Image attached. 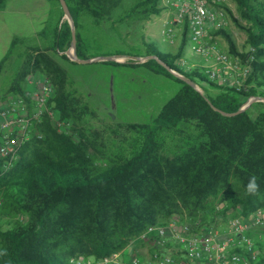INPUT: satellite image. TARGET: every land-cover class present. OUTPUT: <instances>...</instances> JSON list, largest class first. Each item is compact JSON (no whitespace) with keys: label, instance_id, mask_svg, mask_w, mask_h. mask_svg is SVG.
Wrapping results in <instances>:
<instances>
[{"label":"trees","instance_id":"trees-1","mask_svg":"<svg viewBox=\"0 0 264 264\" xmlns=\"http://www.w3.org/2000/svg\"><path fill=\"white\" fill-rule=\"evenodd\" d=\"M52 1L62 15L59 0ZM234 1L237 14L225 1L221 4L244 30L248 48L238 50L225 24L209 28V33L222 34L227 51L243 62L252 55L240 87L176 63L186 38L175 52L154 47L146 54L157 55L196 83L206 81L211 93L197 90L155 58L105 61L145 65L179 83L146 121L95 123V110L69 88L66 67L50 52L76 61L63 52L71 42L67 19L54 29L53 47H31L24 53L6 91L29 103L24 82L39 71L49 78L53 93L39 118L31 119L16 158L6 166L0 156V249L8 252L0 264H67L73 255L99 256L118 249L146 225L172 215L206 224L227 210L237 216L264 207V197L248 196L243 188L255 174L264 193V101L234 115L211 106L233 111L249 96L264 95V0ZM66 2L75 23L77 55L86 57L76 30L81 15L109 17L118 0ZM160 10L159 0H135L125 14L148 19ZM10 51L0 60V71ZM49 109L68 125L59 126ZM263 241L256 244L264 247ZM258 261L264 264L261 254Z\"/></svg>","mask_w":264,"mask_h":264},{"label":"rangeland","instance_id":"rangeland-1","mask_svg":"<svg viewBox=\"0 0 264 264\" xmlns=\"http://www.w3.org/2000/svg\"><path fill=\"white\" fill-rule=\"evenodd\" d=\"M134 1L118 0L109 10V17L81 15L76 30L83 40L82 50L86 57L118 54L121 60L116 61L141 62L132 56L146 55L147 50L154 47L171 52L178 49L179 30H176L174 43L169 41L167 31L170 25L168 20L173 13L171 0H159L160 12L152 14L148 19L125 14ZM225 2L237 14L235 1ZM221 6L224 10V24L231 30L238 50H246L248 45L245 43L244 30L235 24L228 9ZM64 19L58 5L52 0H0V60L11 49L0 71V95H3L0 97V106L20 95L7 92L6 88L20 67L24 53L31 47L42 48L49 44L53 47L54 29ZM213 39L221 49L227 51L228 43L222 34L213 35ZM50 52L66 67L69 88L83 103L95 110V123L115 126L117 123L146 121L156 114L164 101L179 87L174 79L156 73L145 65L113 64L106 60L74 62L66 60L59 52ZM181 60H186L191 67L205 70V58L192 51L189 42H186L182 54L175 61L180 64ZM27 77L24 91L30 88ZM197 85L202 91L213 92L206 81L198 80ZM233 212L235 210H227L225 214L215 215L206 224L226 231L228 219L235 216ZM257 250L264 257V247L258 246Z\"/></svg>","mask_w":264,"mask_h":264},{"label":"built area","instance_id":"built-area-1","mask_svg":"<svg viewBox=\"0 0 264 264\" xmlns=\"http://www.w3.org/2000/svg\"><path fill=\"white\" fill-rule=\"evenodd\" d=\"M224 1L171 0L173 13L167 31L169 41L174 43L178 29L180 42L186 38L191 50L205 58L204 73L208 78L240 87L249 72L252 55L243 62L239 56L221 49L209 33V28L225 23L221 6ZM180 63L188 67L186 60ZM27 81L30 88L25 96L29 103L19 95L0 106V156L6 166L16 158L31 119L39 118L53 93V86L43 73H32ZM49 114L58 125H68L55 116L54 109H49ZM257 239L264 240V207L230 217L226 231L172 215L146 225L118 249L99 256L73 255L67 264H260Z\"/></svg>","mask_w":264,"mask_h":264},{"label":"water","instance_id":"water-1","mask_svg":"<svg viewBox=\"0 0 264 264\" xmlns=\"http://www.w3.org/2000/svg\"><path fill=\"white\" fill-rule=\"evenodd\" d=\"M60 5L63 9V17L65 19H67L70 23V27H71V42L68 48H66L64 50V53L71 59L79 61V62H88V61H92V60H121L120 58H118V54H107V55H96V56H91V57H80L77 55L76 52V33H75V23L72 17V13L70 11V8L66 2V0H59ZM134 57L136 60H146L148 58H155L162 66H164L170 73L174 74L175 76L182 78L184 80H186L187 82H189L191 85H193L197 90L201 91V88L197 85L196 82H194L193 79H189L187 78L182 72H180L178 69L174 68L173 66H171L170 64H168L165 60L161 59L160 57H158L155 54H146V55H142V56H132ZM255 101H264V95H251L249 96L242 104L241 106H239L236 110L233 111H227L224 110L222 108H219L217 106H215L213 103H211V106L220 111L222 114L225 115H234L236 113H239L241 111H243L244 109H246L248 106H250L251 103L255 102Z\"/></svg>","mask_w":264,"mask_h":264},{"label":"clouds","instance_id":"clouds-1","mask_svg":"<svg viewBox=\"0 0 264 264\" xmlns=\"http://www.w3.org/2000/svg\"><path fill=\"white\" fill-rule=\"evenodd\" d=\"M245 193L251 197L261 196L264 197V193L261 192L260 183L255 174H251L247 178V182L243 184ZM8 254L7 249H0V257Z\"/></svg>","mask_w":264,"mask_h":264}]
</instances>
